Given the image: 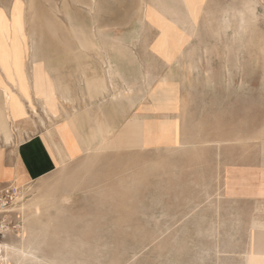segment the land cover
Segmentation results:
<instances>
[{"label":"rangeland","instance_id":"rangeland-1","mask_svg":"<svg viewBox=\"0 0 264 264\" xmlns=\"http://www.w3.org/2000/svg\"><path fill=\"white\" fill-rule=\"evenodd\" d=\"M4 25L21 36L22 68L42 63L57 88L59 118L32 95L34 123L53 127L80 110L123 103L145 118L131 150L102 146L22 189L23 241L42 261L12 264H244L254 208L223 201L208 156L222 133L230 161L249 163L244 145L264 139V0H0V48ZM156 38L181 43L150 44ZM162 48L190 73L191 112L207 99V115L192 118L184 141L169 118L173 88L157 85L152 66L140 85L130 68L131 58ZM221 100L224 118L211 109ZM163 120L166 138L142 142L143 128Z\"/></svg>","mask_w":264,"mask_h":264},{"label":"crops","instance_id":"crops-1","mask_svg":"<svg viewBox=\"0 0 264 264\" xmlns=\"http://www.w3.org/2000/svg\"><path fill=\"white\" fill-rule=\"evenodd\" d=\"M4 36V44L0 48V96L2 98L0 186L14 184L21 187L43 182L42 180L53 176L65 164L75 163L102 146L112 147L109 148L112 151L131 150L134 142L133 130L137 125L144 126L145 121L144 114L137 113L131 104L117 105L115 110H108V112H104L100 106H93L91 109L80 110L68 116L53 127H48L47 120L45 124L36 121L34 123L31 120V114L37 116L38 113L32 95L41 101L47 116L59 118L61 102L57 88L54 83L49 84L48 70L42 63L34 60L32 67L29 68L26 60L25 67L22 68L23 50L20 34L11 35L7 29ZM156 40L150 44L169 46L181 43L176 42L175 38H168V40L156 38ZM162 51L163 53H152V58L148 59L131 58L130 68L133 70L134 78H142L140 85L146 84L147 78L144 79V76H150L148 74L152 66L153 75H151L159 78L156 81L157 85L166 83L173 88L174 105L169 118L178 123L179 141H184L187 140V125L190 122L193 123L194 118L198 121L207 115L204 112L207 99L196 107L199 112H191L193 103L188 94L193 90L190 88L189 81L185 79L190 76V73L178 65L182 60H176L177 54L170 53V48L169 53L166 48H162ZM171 57H173L172 60ZM195 73L193 75H196ZM6 92L10 100L7 99ZM212 108L221 110V118H224V101L217 102L213 107L211 106ZM18 109L23 112L18 113ZM157 116L160 115L157 114ZM161 117H164V113ZM148 119L146 117V120ZM14 128L18 129L13 132ZM166 131L165 120L159 123L157 129L150 124L145 130L143 128L142 142H145L146 138L149 142L155 140L160 143L166 138ZM220 139L221 145L211 147L208 156L211 158L210 168L213 177L211 186L218 188L223 201H236L253 206L255 215L253 220L264 222V139L254 141L250 146L249 143L245 144L244 156L252 153L251 156L254 159L249 163L242 160L237 165L230 161L229 143L225 140L228 136L224 137L221 133ZM119 143L126 147L119 148ZM250 243L249 237L247 253L250 251Z\"/></svg>","mask_w":264,"mask_h":264},{"label":"built area","instance_id":"built-area-1","mask_svg":"<svg viewBox=\"0 0 264 264\" xmlns=\"http://www.w3.org/2000/svg\"><path fill=\"white\" fill-rule=\"evenodd\" d=\"M24 187L14 184L0 186V264H7L5 246L27 237Z\"/></svg>","mask_w":264,"mask_h":264},{"label":"bare ground","instance_id":"bare-ground-1","mask_svg":"<svg viewBox=\"0 0 264 264\" xmlns=\"http://www.w3.org/2000/svg\"><path fill=\"white\" fill-rule=\"evenodd\" d=\"M18 22H19V32L21 33L23 29V24H22L23 22H22L21 15H18ZM3 32L6 35L7 33L6 26ZM122 90L120 92H122ZM6 96H7V99L10 100V96L7 92H6ZM21 111L23 112V110L18 109V113ZM26 230H27V227H26ZM251 230L252 232L250 233L251 234L250 251L246 253L245 255V263L246 264H264V222L254 220L251 225ZM27 233H28L27 237H30V233L28 232V230H27ZM27 237H24L20 241H15L5 246V251H6L5 260L7 264H10V261L14 260V258H17V257L28 259L29 263H32L33 261L40 263L42 261V258H40L37 255V250H35V248L33 247L35 244L31 245L32 242L30 245L24 244L23 240ZM16 242L18 243L20 242V245ZM11 254H12V257H11Z\"/></svg>","mask_w":264,"mask_h":264}]
</instances>
